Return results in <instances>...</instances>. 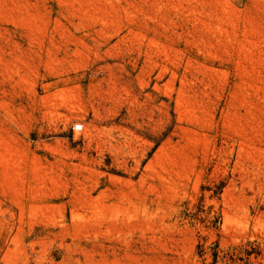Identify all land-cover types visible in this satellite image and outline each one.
<instances>
[{
    "label": "rangeland",
    "instance_id": "374dc122",
    "mask_svg": "<svg viewBox=\"0 0 264 264\" xmlns=\"http://www.w3.org/2000/svg\"><path fill=\"white\" fill-rule=\"evenodd\" d=\"M30 261L264 264V0H0V264Z\"/></svg>",
    "mask_w": 264,
    "mask_h": 264
},
{
    "label": "built area",
    "instance_id": "2783aa9c",
    "mask_svg": "<svg viewBox=\"0 0 264 264\" xmlns=\"http://www.w3.org/2000/svg\"><path fill=\"white\" fill-rule=\"evenodd\" d=\"M73 133H80L83 131V124L81 123H74L71 127ZM27 264H38L37 262L30 261ZM40 264H49V263H40Z\"/></svg>",
    "mask_w": 264,
    "mask_h": 264
}]
</instances>
